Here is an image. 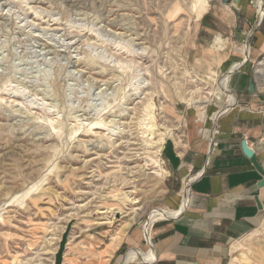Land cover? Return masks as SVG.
Masks as SVG:
<instances>
[{
  "label": "rangeland",
  "instance_id": "1",
  "mask_svg": "<svg viewBox=\"0 0 264 264\" xmlns=\"http://www.w3.org/2000/svg\"><path fill=\"white\" fill-rule=\"evenodd\" d=\"M199 1L246 26L243 53L227 38L213 47L229 55L227 69L194 57ZM251 5L0 0V264H127L132 249L154 254L145 222L189 203L200 171L180 179L175 157L197 135L208 164L224 119L264 115V21ZM239 62L260 108L244 105L230 81L225 92L218 86ZM263 220L227 264H264ZM136 234L139 247L127 243Z\"/></svg>",
  "mask_w": 264,
  "mask_h": 264
},
{
  "label": "crops",
  "instance_id": "2",
  "mask_svg": "<svg viewBox=\"0 0 264 264\" xmlns=\"http://www.w3.org/2000/svg\"><path fill=\"white\" fill-rule=\"evenodd\" d=\"M250 2L251 6L258 5L259 12L258 1ZM206 12L199 17L191 39L194 57L211 61L213 56L216 57L213 47L217 43V48L223 49L224 38L243 53L242 46H238L246 28L239 20L241 18L235 13L219 17ZM244 19L245 22L249 19L245 13ZM245 57L244 53L242 61ZM216 58L219 59L218 67L224 65L227 69L229 55H225V51L219 52ZM239 63L232 64L225 73L229 75L227 86L230 81L244 105L260 108L257 99L250 94L251 78L237 73ZM236 116L222 121L221 128L225 134L218 141L217 150L208 164L207 146L197 135L192 136L191 144L184 147L180 158L175 157L180 179H186L200 170L191 184L189 203H186L184 211L180 209L182 213L158 220L145 231V237L153 245V261H146L149 260L148 254L144 257L133 255L129 258L132 261L127 264H227L235 243L261 224L264 208L258 207L257 199L264 206V185L258 186L263 175L245 156L241 143L247 139L264 168V115L258 114L250 121ZM179 203L181 196L177 195L174 201H170L169 207L177 209ZM147 233L153 242L146 236ZM136 236L127 243L139 247L143 238L140 234ZM147 246L144 245L143 249Z\"/></svg>",
  "mask_w": 264,
  "mask_h": 264
},
{
  "label": "bare ground",
  "instance_id": "3",
  "mask_svg": "<svg viewBox=\"0 0 264 264\" xmlns=\"http://www.w3.org/2000/svg\"><path fill=\"white\" fill-rule=\"evenodd\" d=\"M258 1V3H259V12H258V15H257V24H259V23H261V21L263 22L264 21V0H257ZM200 3L199 4H197L196 5V13H197V17H201L206 11H207V9L209 8V2H207V1H199ZM258 6V5H257ZM247 48H249V47H247ZM249 56V55H248ZM248 56H247V58H248ZM247 60V59H246ZM244 62H246V61H244ZM261 64H263V63H261ZM243 64L241 63V64H239L237 67H241ZM238 69V68H237ZM228 77H229V75H224V76H222L221 78H219L217 81H218V85H220V87H222L224 90H227L228 88V86H227V82H228ZM234 96L235 95H233L232 94V92L230 91V98H228L229 100H230V105L232 104H234L235 102H234ZM229 97V96H228ZM192 100V99H191ZM189 101V100H188ZM199 102H202V101H200V100H197V101H195V103H199ZM207 102V100H205V101H203L202 103H206ZM234 102V103H233ZM237 102V101H236ZM194 103V102H193ZM235 105V104H234ZM228 107H230V106H228ZM203 117H205L204 115H203ZM215 121V120H214ZM152 127H153V125H152ZM154 134V133H153ZM145 150V149H144ZM157 165V164H156ZM159 165V164H158ZM160 168H161V164H160ZM156 171V170H155ZM186 191L188 192V186L186 187ZM189 193V192H188ZM186 203H187V201L185 200L184 201V204H183V207L181 208V210H183L184 209V207L186 206ZM180 210V211H181ZM108 212V211H107ZM179 212V211H178ZM178 212H172V211H168V210H161V209H156V210H154L153 211V213L151 214V216H150V218H149V220H148V222H145V227H146V230L148 229V226H149V224H150V222L155 218V217H158V216H160V217H172V216H175V215H177L178 214ZM137 221V217L136 216H134L133 217V221H131L132 223H134V222H136ZM131 222L129 223V224H127L126 225V227H128L129 225H131ZM262 227H264V220H263V223H262ZM258 233V232H257ZM147 236V235H146ZM239 243L241 242V241H238ZM133 255H140V256H143V254H142V252L141 251H139V250H132V251H130L129 253H128V255H127V260L130 258V257H132ZM151 256H153V255H151V254H149L148 255V259L149 260H146V261H150V260H152L153 258L151 257ZM69 264H75V262H71L70 261V263Z\"/></svg>",
  "mask_w": 264,
  "mask_h": 264
},
{
  "label": "water",
  "instance_id": "4",
  "mask_svg": "<svg viewBox=\"0 0 264 264\" xmlns=\"http://www.w3.org/2000/svg\"><path fill=\"white\" fill-rule=\"evenodd\" d=\"M250 91L255 92V86H254V83L252 81L250 83ZM241 146H242V150H243V153L245 154V156L251 160L253 166L261 173V175H263V178L258 183V186H263L264 185V168L260 164V162L257 158V155L255 153V150L248 145L247 139L242 140ZM257 201H258V207L260 209H263L264 208L263 204L258 199H257Z\"/></svg>",
  "mask_w": 264,
  "mask_h": 264
},
{
  "label": "built area",
  "instance_id": "5",
  "mask_svg": "<svg viewBox=\"0 0 264 264\" xmlns=\"http://www.w3.org/2000/svg\"><path fill=\"white\" fill-rule=\"evenodd\" d=\"M152 258H153V256H151ZM154 260V258L152 259V260H150V261H153Z\"/></svg>",
  "mask_w": 264,
  "mask_h": 264
}]
</instances>
